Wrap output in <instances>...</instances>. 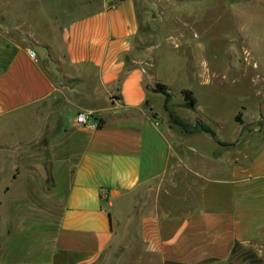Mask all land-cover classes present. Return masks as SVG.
<instances>
[{"label": "crops", "instance_id": "obj_1", "mask_svg": "<svg viewBox=\"0 0 264 264\" xmlns=\"http://www.w3.org/2000/svg\"><path fill=\"white\" fill-rule=\"evenodd\" d=\"M146 14L0 0V264H104L122 246L158 264H264V22L241 55L255 100L236 136H214L168 117Z\"/></svg>", "mask_w": 264, "mask_h": 264}, {"label": "rangeland", "instance_id": "obj_2", "mask_svg": "<svg viewBox=\"0 0 264 264\" xmlns=\"http://www.w3.org/2000/svg\"><path fill=\"white\" fill-rule=\"evenodd\" d=\"M139 4L150 20L148 43L156 56L152 71L161 73L171 85L169 107L192 122L203 118L220 135L236 136L240 126L237 113L244 101L255 98L241 77V55L244 41L251 36L254 43L252 37L261 34L259 27L256 32L253 28L254 22H264V0H139ZM197 54H202L211 68L210 82H201L196 76ZM183 88L196 97L191 109L184 104ZM191 113L195 117H188ZM237 138L224 141L233 145ZM113 252L104 264H144L150 258L153 264L159 262L141 249L122 246Z\"/></svg>", "mask_w": 264, "mask_h": 264}, {"label": "trees", "instance_id": "obj_3", "mask_svg": "<svg viewBox=\"0 0 264 264\" xmlns=\"http://www.w3.org/2000/svg\"><path fill=\"white\" fill-rule=\"evenodd\" d=\"M157 89L162 91L165 94V100H166V110L169 113V116L171 118V121L177 125H179L183 131L190 133L194 131H207L210 132L212 135L216 136L217 131L213 125H211L208 121H205L201 117H197L195 122H190L188 119L181 116L179 113L174 111L169 107V101L171 92L168 90V86L162 82H157ZM184 98H185V105L188 107H192L196 102V97L192 90L188 88L182 89ZM223 142V141H221ZM226 144H229L226 142Z\"/></svg>", "mask_w": 264, "mask_h": 264}, {"label": "built area", "instance_id": "obj_4", "mask_svg": "<svg viewBox=\"0 0 264 264\" xmlns=\"http://www.w3.org/2000/svg\"><path fill=\"white\" fill-rule=\"evenodd\" d=\"M29 54L35 59L38 60L39 57L37 55V52L34 48H29ZM76 122L83 125H88L91 127H98L99 121L95 117L93 112L86 111V110H80L76 114L75 118Z\"/></svg>", "mask_w": 264, "mask_h": 264}]
</instances>
